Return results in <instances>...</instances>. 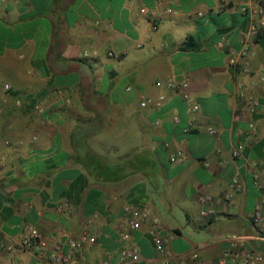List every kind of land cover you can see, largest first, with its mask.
<instances>
[{
  "label": "crops",
  "instance_id": "obj_1",
  "mask_svg": "<svg viewBox=\"0 0 264 264\" xmlns=\"http://www.w3.org/2000/svg\"><path fill=\"white\" fill-rule=\"evenodd\" d=\"M249 3L0 0L1 264H50L37 250L2 248L21 243L27 227L65 253L87 230L94 241L69 264H132L120 261L127 248L139 250L140 264H160L154 235L186 264L193 252L217 264L230 250L264 264V207L262 224L253 222L262 196L254 174L264 169V30L251 32ZM191 36L197 47L182 50ZM244 39L254 56L242 57ZM169 77L189 83L198 112L186 114ZM237 84L258 98L256 114L241 109ZM161 95V108L141 106ZM203 197L213 218L201 214ZM235 235L247 239L233 247Z\"/></svg>",
  "mask_w": 264,
  "mask_h": 264
},
{
  "label": "built area",
  "instance_id": "obj_2",
  "mask_svg": "<svg viewBox=\"0 0 264 264\" xmlns=\"http://www.w3.org/2000/svg\"><path fill=\"white\" fill-rule=\"evenodd\" d=\"M242 11L245 13H249V22L250 29L253 33H258L259 31L264 30V1L263 0H250V3L242 8ZM143 14H146L147 11L143 10ZM200 16L203 14L200 13ZM242 57L248 55H255V53L251 50L250 41L248 39L242 40ZM230 64L236 69L238 67L239 62L236 59H232ZM243 72L248 74L249 70L247 68L243 69ZM158 86H162L163 84L159 82ZM165 87L172 91L181 95L183 101L187 104L186 114L188 116L196 113L200 110V106L192 101V96L189 93V83L187 81H177L172 77L167 78L164 81ZM6 92L11 93L12 87L10 85H6L4 87ZM132 88L129 87L128 91H131ZM236 91L239 98L240 107L242 110H245L249 114H256L259 110L260 102L258 98L248 92L242 84L236 85ZM165 96L161 95L154 101L149 98H144L141 102L142 107L153 106L154 108H161L164 104ZM35 109L39 112H42V104L38 103L35 106ZM2 112V108L0 107V113ZM175 123L179 122V118L174 119ZM252 131L254 133L257 132V127L254 124H251ZM185 132L188 130H184ZM209 133L215 135L216 130L210 128ZM6 144L9 145L10 141H6ZM234 155L236 157L240 156L239 152H235ZM175 161L179 163H183L185 161L184 153L182 151L177 152L174 156ZM255 183L262 190V196L259 204L256 207V210L253 215V222L255 225H260L263 222V207H264V169H261L254 174ZM233 188L235 191L242 190V182L239 174L235 175L233 179ZM230 198L231 196H227ZM212 200L210 197H203L201 199V204L203 205V210L201 212L204 218H213L216 215V210L213 206H211ZM147 211L142 212H134L132 220L130 221V230L121 235L122 240L129 242L132 239L133 233L136 230H139L142 226V219L147 218ZM25 236L21 243L19 244H3L2 248L11 251L18 252L24 250H37L39 256L42 257V260H46L50 264H69L74 257L75 251L78 249H82L87 243L93 242L94 239L90 237V234L87 230H84L79 238H71L68 240L69 250L65 253L60 246H52L50 243L44 239L41 234L34 228H25L24 229ZM242 239H247V236H231L232 246L238 247V242ZM259 239H262L259 237ZM154 240L156 243L157 250L162 254L163 260L160 264H186L183 260L177 259L173 257L166 248V241L160 238L158 235H154ZM243 257L250 264H257L263 261V257L255 254L253 252L242 251L241 253H233L231 250L227 253V256L221 259L217 264H228V260L230 257ZM190 260L194 262V264H209L207 263L198 252H193L191 254ZM121 262H130L132 264H140L141 256L139 250L136 248H127L123 250L120 256ZM1 264V263H0Z\"/></svg>",
  "mask_w": 264,
  "mask_h": 264
},
{
  "label": "trees",
  "instance_id": "obj_3",
  "mask_svg": "<svg viewBox=\"0 0 264 264\" xmlns=\"http://www.w3.org/2000/svg\"><path fill=\"white\" fill-rule=\"evenodd\" d=\"M197 45L198 44L196 43L195 38L191 36V37L187 38V40L184 42V44L181 47V49L184 50V51L194 50L197 47ZM79 62L83 63L86 66L88 65V63L85 62V61H79ZM34 103H36V102H34ZM100 125H102V124H100Z\"/></svg>",
  "mask_w": 264,
  "mask_h": 264
},
{
  "label": "rangeland",
  "instance_id": "obj_4",
  "mask_svg": "<svg viewBox=\"0 0 264 264\" xmlns=\"http://www.w3.org/2000/svg\"><path fill=\"white\" fill-rule=\"evenodd\" d=\"M1 107V106H0Z\"/></svg>",
  "mask_w": 264,
  "mask_h": 264
}]
</instances>
